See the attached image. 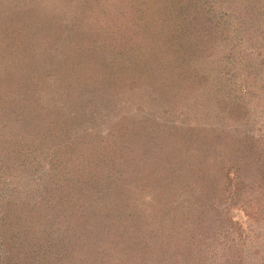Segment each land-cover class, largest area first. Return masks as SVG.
<instances>
[{"label": "rangeland", "instance_id": "rangeland-1", "mask_svg": "<svg viewBox=\"0 0 264 264\" xmlns=\"http://www.w3.org/2000/svg\"><path fill=\"white\" fill-rule=\"evenodd\" d=\"M159 2L160 0H0V28L3 27L5 31L0 33V38H5L0 40V83L6 74H11L14 70L17 71L16 77L30 78L38 73L46 76L45 80L48 82L55 78V82L49 83L51 92L47 99L46 95L42 99H45L49 109L59 106L62 110L58 116L59 121L66 119L65 123L72 125L69 129L72 135L78 132L91 141L96 134L108 140L112 128L118 124L120 130L130 133L133 131L137 135L134 139L140 143L143 155L150 154L153 159L154 147H157V152H161V159L169 157L172 160L177 156L180 158L177 153H173L180 146L176 142L177 147L172 145L176 138L185 142L182 133L186 125L199 123L194 127L201 129V122L209 123L213 118L210 112L213 113L212 110L217 108L213 97L214 85L225 84V88L233 89L247 79H255L259 88L247 103L251 116L247 126L253 130L254 136L264 138V19L256 34V40H260L262 45L255 49L245 39L252 31L251 28H245L244 35H239V39L232 37L239 33H231L236 23L235 20L232 22L230 8L226 11L229 22L223 23L224 25L221 23L218 29L213 25L211 18L219 16L225 2L200 0L207 16L203 20L199 14L197 23L192 27L195 38L192 37V32L186 38L185 32L191 26L184 22L185 17H180L179 10L175 8L171 17L163 15ZM193 10L196 14L195 11H199V8ZM11 25L17 28H11ZM220 30L228 39L216 40ZM196 34L203 36L196 38ZM8 38H16L14 47L25 58L20 59V55L8 53V49L2 48L1 41L5 45L4 41ZM230 48L232 52H229ZM89 49L92 50L85 53ZM180 49H183L181 54L178 52ZM79 50L82 52H78ZM100 58L107 67L105 70L99 67L96 71L95 61ZM16 61L22 66L16 68ZM245 62L252 64L251 71L245 68ZM180 67V77H177L176 72H179ZM86 75L90 77V81L85 79ZM217 75L221 78L218 79ZM199 77L201 79L198 81ZM19 79L22 80L21 77ZM178 79L181 80L177 82ZM47 85V81L42 83L43 88ZM3 86V90L0 88V103L7 100L5 89L11 91L8 86ZM61 86L68 91L66 95L57 92ZM38 88L39 85L37 90ZM42 92H45L44 89ZM6 108L8 107L1 106L0 110ZM77 112L81 114L76 116ZM83 113L85 118L78 122ZM54 116L55 114H51V118ZM54 123L57 125L58 121L54 120ZM43 125L44 123L32 125V133H27V140L33 146L23 150V156L27 158L23 157L25 161L20 167L21 174L12 176L1 167L0 177L5 180V189H13L17 185V189L21 191L31 190L34 195L49 196L44 188L51 184L55 187L60 182L61 175H64L63 171L68 172V181L64 182V188L68 192L71 186L80 182V179L77 180L79 177L75 178L80 174L76 172V162H73L77 155L74 154L70 162L69 150L62 146L64 143L51 150H48L50 142L40 146L37 138L41 140L47 131ZM6 129L8 130L7 127ZM171 131L173 133H169ZM116 135L119 133L116 132ZM125 135L129 134L125 132ZM56 140L58 139H53ZM123 141L125 140H119L118 136L115 142L121 146ZM5 143L0 142V150ZM131 145L133 151V144L129 140L125 148ZM77 146L82 145L77 142ZM80 150L84 154L79 158H83L87 149L80 147ZM35 151L41 156L40 160H34ZM120 154L114 158L113 166H121V176L126 178L134 169H130L131 164L136 167L137 157H134L133 152H127V158ZM65 158L69 159L67 165L61 163ZM0 163L3 161L0 160ZM72 163L73 168H70ZM220 166L218 165V173L222 175ZM146 173L144 169L137 175L145 180L143 177ZM219 181L223 182L224 179L219 177ZM102 182H105L104 177ZM122 183L123 179L119 180V184ZM246 183L247 181H241L242 193L233 201L224 198L221 192L216 193L211 203L214 206L207 213L200 211V208H196L198 211L194 210L193 213L189 208L190 204L184 202L190 193L182 191L179 200H184L178 211L183 214L185 223L190 222L189 226L194 219L195 228L185 236L177 233L173 238L174 248L167 243L170 247H162L161 255L154 260H161V264H264V190L256 192L252 183ZM119 209L122 212L127 208L122 206ZM151 211L152 209L147 210L149 213ZM199 212L204 218H200ZM125 215H118L121 217L120 222L117 223V216L116 222L110 223V234L106 236L104 230L98 234L96 248L105 247L106 250L108 239L115 237L118 232L117 224L121 226L131 223V219ZM98 218L100 220V215ZM102 221L105 219L102 218ZM167 239L169 238H157L156 241L161 243ZM91 243L88 241L90 248ZM86 244L87 242L84 245ZM118 255L110 252L111 260L108 264L118 263ZM149 255L156 256L153 252ZM82 261L81 264H104V260L86 262L83 258Z\"/></svg>", "mask_w": 264, "mask_h": 264}, {"label": "trees", "instance_id": "trees-1", "mask_svg": "<svg viewBox=\"0 0 264 264\" xmlns=\"http://www.w3.org/2000/svg\"><path fill=\"white\" fill-rule=\"evenodd\" d=\"M156 1L158 0H154ZM220 1L225 2L226 5L219 11V16L214 15L211 18L213 25L218 29L221 23L229 22L226 11L230 8V17L232 22L235 20L236 23L231 33L237 31L239 33L232 37L239 39V35H244L245 28H251L252 31L245 39L255 49L259 48L262 44L260 40H256V34L260 31L259 26L264 19V0ZM159 3L163 9V15H172L175 8L179 10L180 17H185L184 22L191 26L188 32H185L186 38L191 34L193 25L197 23L199 14L203 20L207 16L205 8L200 5V0H160ZM194 8H199V11H195L197 15L194 14ZM11 28L16 29L17 27L11 25ZM1 32H5L3 27L0 28ZM203 34H196V38ZM192 37L195 38V30L192 32ZM216 37L217 41L228 39L222 30L218 31ZM3 39L0 38V40ZM6 40L4 41L6 46L2 45L1 41L3 49H8V53L20 55V59L25 58L14 47L16 38ZM231 48L229 52H232ZM91 50H85V53ZM182 50L178 52L181 54ZM78 52L81 53L82 50ZM188 62L190 63V59ZM91 64L94 65V63ZM95 65L96 71L99 67L101 70L107 67L101 58L95 61ZM244 65L250 71L253 69L250 62H245ZM18 66L21 67L22 64L16 61L15 67L18 68ZM181 70L180 67L179 72H176L177 77H180ZM15 74H17L16 70L11 74H6L3 82H7L0 83L2 90L4 89L3 84L11 89V91L5 89L7 100L0 103V107H8L0 110V142H6L0 150V160L3 161L0 163V169L2 167L5 173L12 176L17 173L19 176L20 167L24 164V158H27L23 156V150L33 146L30 140H27V133H32V125L44 123L43 127H45V122L48 121L45 127L47 128L46 134L41 137V140L37 138L40 146L50 142L48 150H51L64 143L62 146L69 150L70 162L74 154L77 155L73 162H76V172L80 174L75 178L79 177L77 180L80 179V182L71 186L68 192L64 188V182L68 181V172L63 171L64 175H61V180L55 184V187L51 184L50 187L44 188L49 196L46 194L37 196L31 193L33 192L31 190L17 189V185L12 187L13 189H5V180L0 177L2 182L0 185V264H81L83 258L87 260L86 262L91 260L103 262L104 260V264H108L111 260L110 252L119 254L116 264H161V260L154 259L161 255L162 247L170 243L174 248L173 238L177 236V233H183L185 236L195 228L193 227L194 219L189 226L190 222L185 223L183 214L178 211L179 205L183 204L184 200H179L182 191L190 193L184 202L190 204L189 208L193 213L199 208L200 211L207 213L214 206L211 203L216 193L221 192L224 198L230 201L238 199L243 189V187L240 188L241 181H247L246 185L252 183L256 192H259V189L264 190L262 188L264 187V138L254 136L253 130L247 126L251 118L247 103L259 88V83L257 84L255 79H247L233 89L225 88V84L214 85L213 97L217 108L212 110L213 113L210 112L213 118L209 123L201 122V129L194 127L199 123L186 125L182 133L185 142L175 137L172 146L177 147L176 143H178L180 147H177L178 150L174 152L170 149V152L177 153L176 155L180 158L177 156L170 160L169 157L161 159V152H157V147H154L153 159L150 154L143 155L140 143L136 141V138L134 139L137 135L133 131L130 133L120 130L118 124L112 128L108 140L96 134L91 141L78 132L72 135L69 130L72 125L68 126L65 123L66 119L59 121L58 116L62 111L59 106L49 109L44 102L45 99H42L44 95L47 99L48 93L51 92L50 84L56 81L55 78L48 82L45 80L46 76L36 74V72V75L30 78L16 77ZM217 76L218 79L221 78L220 75ZM20 77L22 80L19 79ZM85 79L90 81L87 75ZM197 79L199 81L201 78ZM44 81L48 83L46 88L42 86ZM36 85H39L38 90ZM61 89L57 90L61 95L68 93L65 87L61 86ZM57 96L61 98L58 94ZM1 99L2 96H0V101ZM58 101L61 102V100ZM51 114H55L56 117L51 118ZM76 114L78 116L81 112ZM85 116L83 113L78 122ZM221 117L224 119L222 120ZM74 118L76 120V117ZM54 120L58 121L57 125ZM14 127L16 129H13ZM116 132L119 133V140H127L123 141L121 146L115 142L118 138ZM125 132L129 135H125ZM53 139L58 140L53 141ZM128 140L133 144V151L131 150L132 145L125 148ZM77 142L82 146H77ZM80 147L87 149L83 158H79L84 154ZM158 150L161 151L159 147ZM127 152L129 154L133 152L134 157H137L136 167L131 164L130 169L134 168L132 174L122 178L121 166H113V160L120 153L127 158ZM208 155L211 156L208 157ZM33 158L36 161V159L40 160L41 156L35 151ZM68 160L65 158L61 163L67 165ZM218 165H221L222 175L218 173ZM69 166L73 168V163ZM144 169L147 173L143 177L145 180H142L141 175L137 173ZM69 170L71 172V169ZM102 177L105 182H102ZM219 177H222L224 181H219ZM121 179L123 183L119 184ZM122 206L127 209L121 212L122 208L121 210L119 208ZM262 207L264 208V205ZM150 209L152 211L147 212ZM118 215L127 216L131 219V223L121 226L117 224L118 232L115 237L108 239L106 250L105 247L96 248L98 234L103 230L106 236L110 234L108 226L116 222ZM200 215V218H204L203 214L200 213ZM102 218L105 221H102ZM120 219L121 217L118 218L117 223ZM95 221L97 223H94ZM164 237L169 239L161 243L156 241L157 238ZM88 241L92 242L90 244L92 250ZM86 242L87 244L84 245ZM155 243L159 245L155 246ZM167 247L168 245L165 248ZM151 252L156 256L151 257L149 255ZM89 255H91L90 259ZM164 258H166L165 255Z\"/></svg>", "mask_w": 264, "mask_h": 264}]
</instances>
